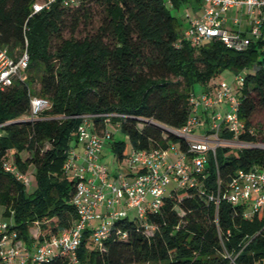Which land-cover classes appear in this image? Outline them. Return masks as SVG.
Segmentation results:
<instances>
[{
    "label": "trees",
    "instance_id": "1",
    "mask_svg": "<svg viewBox=\"0 0 264 264\" xmlns=\"http://www.w3.org/2000/svg\"><path fill=\"white\" fill-rule=\"evenodd\" d=\"M37 1L0 0V47L13 58L25 50L29 57L22 78L0 91V204L25 244L34 242L31 228L43 242L77 222L71 200L78 179L64 170L81 122L77 116L123 114L112 123L132 150L166 149L180 143L172 130L190 116L194 85L210 90L211 79L229 69L243 75L239 138L264 145V40L241 52L214 40L191 46L171 11L189 0H173L171 7L164 0H77L72 5L56 0L34 13ZM94 6L103 12L101 23L78 37L80 27L93 25ZM32 97L46 98L51 106L27 120ZM106 128L103 118H92L93 132L102 135ZM124 144L112 143L119 161L126 156ZM11 151L21 172L33 167L36 187L29 194L3 168ZM216 161L224 187L238 170L264 167V148L217 149ZM212 164L206 193L216 185ZM244 208L222 202L215 211L205 193L175 190L143 221L135 215L115 219L98 244L86 231L77 258L79 264H229L225 249L238 253L237 264H264V212L250 221L243 218ZM66 263L67 258L48 264Z\"/></svg>",
    "mask_w": 264,
    "mask_h": 264
},
{
    "label": "built area",
    "instance_id": "2",
    "mask_svg": "<svg viewBox=\"0 0 264 264\" xmlns=\"http://www.w3.org/2000/svg\"><path fill=\"white\" fill-rule=\"evenodd\" d=\"M55 1H37L33 4V12L49 8ZM76 1L63 0V3L72 5ZM172 1L164 0L168 7L172 6ZM202 5L204 15L191 19L183 31L184 40L191 46L214 40L241 52L252 42L264 40V0H202ZM238 11L242 14L234 17L232 13L237 14ZM242 17H247L244 19L246 30H241ZM243 31L249 32L250 36ZM28 62L26 50L13 58L6 49L0 47V91L11 86L17 77L22 78ZM237 80L241 88L243 75H237ZM239 91L233 93L229 86L215 85L198 97L193 95L190 99L191 113L185 125L172 130L180 138V143L172 142L166 149L151 148L143 151H134L130 147L124 157L129 169L125 176L117 173L111 175L107 167L98 163L104 144L102 138L112 136L107 129L108 125L118 130V124L112 123V119L123 118L124 115L77 116L81 122L76 128L75 139L77 144H82L83 153L76 157L73 151L68 150L64 164V170L78 179L71 200L78 215L76 224L60 235L43 242L35 239L33 244L27 245L19 240L11 224L0 219V264H48L54 259L65 258L66 264H79L77 249L86 231H90V239L98 244L115 219L134 212L137 219L143 221L147 212L159 209L166 187L171 183L181 190L205 193L215 211H218L222 202L243 206V218L250 221L254 214L264 212V167L254 165L249 170H238L224 187L219 178L217 149L264 148V145H254L239 138L244 128L238 116ZM50 106L48 99L32 97L29 115L24 119L34 120ZM222 106L226 109L221 110ZM94 117L104 119L107 128L102 135L91 130ZM196 128L203 129L200 135L196 134ZM224 133L232 137L224 138ZM75 159H82V165L76 166ZM211 161L217 180L214 191L206 193V172ZM3 168L25 187L30 185V178L13 161L7 160ZM93 221L98 222L99 226L92 230ZM222 256L229 264H237L238 253L224 249Z\"/></svg>",
    "mask_w": 264,
    "mask_h": 264
},
{
    "label": "rangeland",
    "instance_id": "3",
    "mask_svg": "<svg viewBox=\"0 0 264 264\" xmlns=\"http://www.w3.org/2000/svg\"><path fill=\"white\" fill-rule=\"evenodd\" d=\"M172 14L174 17L178 19V21L181 23V27L183 31L189 26V22L191 19H195L198 17H202L204 15V7L202 5V0L197 1V0H189L187 3H185L183 6H181L178 10H171ZM93 13H94V19H93V25L89 28L83 29V27H80L77 36L78 37H83L85 34L90 32H94V30L99 26L101 23L102 17H103V12L101 8L94 6L93 7ZM240 13L236 14L235 12L232 13V15L235 17H239ZM246 20L247 17H242V21ZM231 27L233 28H238L237 26H234L233 24H230ZM243 33L247 36H250L249 32L243 31ZM65 36H68V33H65ZM220 85V86H229L231 87L233 93H236L240 89V82L237 80V74L233 72L232 70L229 69H224L220 73H218L215 77L211 79V82L209 85ZM37 87V86H36ZM203 91V86L201 84H195L193 87V92L195 94V97H198ZM223 113L225 111H222ZM108 131H110L111 136L110 138L103 137L102 140L104 142L101 152L99 153L98 157V163L101 165H104L107 167L109 173L111 175L114 174H121L125 176L128 174V164L127 162L123 159L122 161H119L116 154L114 153L112 149V143L113 141H123L125 144L126 151L130 149V142L127 138L126 135L123 133L117 131L113 126L108 125ZM202 128H196V134L200 135L202 133ZM69 150L73 151L74 155L76 157L82 156L83 153V146L80 143H76L75 137L72 138V140L69 142ZM26 154L23 153L22 157H25ZM75 165L76 166H81L82 165V159H75ZM25 173L30 179H29V186L26 187V194H29L31 191H33L36 187V181H35V176L33 172V167L31 166L28 168L27 172ZM181 191V189L174 183H171L166 187L165 191V197L169 196L172 191ZM6 208L5 206L0 204V219L4 221L5 223L11 224L12 223V217L10 215H6ZM130 215L134 216V212H130ZM98 222L93 221L92 222V230L95 228H98ZM37 228H31L29 230V234L32 235V238L34 237V234L36 232Z\"/></svg>",
    "mask_w": 264,
    "mask_h": 264
},
{
    "label": "crops",
    "instance_id": "4",
    "mask_svg": "<svg viewBox=\"0 0 264 264\" xmlns=\"http://www.w3.org/2000/svg\"><path fill=\"white\" fill-rule=\"evenodd\" d=\"M246 29H247V27H246V21L244 20V21L241 22V30H246ZM220 109L221 110H225L226 108L224 106H222V107H220ZM8 160L9 161H13V151L10 152ZM37 234H38V230H36L33 238H32V235L31 234H29V236H30L31 239H34L35 240Z\"/></svg>",
    "mask_w": 264,
    "mask_h": 264
}]
</instances>
